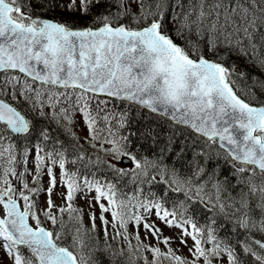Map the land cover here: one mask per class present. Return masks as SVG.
<instances>
[{"label": "snow or ice", "instance_id": "obj_1", "mask_svg": "<svg viewBox=\"0 0 264 264\" xmlns=\"http://www.w3.org/2000/svg\"><path fill=\"white\" fill-rule=\"evenodd\" d=\"M238 62L264 74V0H0V264H101L97 252L110 264H264V79ZM77 115L94 158L72 131ZM132 136L156 155L138 158ZM145 184L164 185L163 195L145 196ZM169 192L184 199L168 207ZM77 197L99 207L102 247L85 243L97 216L85 228ZM193 204L212 213L208 223L189 214ZM153 214L180 230L188 256ZM219 219L243 238H221Z\"/></svg>", "mask_w": 264, "mask_h": 264}, {"label": "trees", "instance_id": "obj_2", "mask_svg": "<svg viewBox=\"0 0 264 264\" xmlns=\"http://www.w3.org/2000/svg\"><path fill=\"white\" fill-rule=\"evenodd\" d=\"M33 11H34V14H41L42 13V9L38 8V7H35L33 8ZM47 17H51V18H59V19H70V20H74L75 17H68L66 15L62 16L59 12H50V13H47ZM81 24L84 23L83 20L80 21ZM169 28H171V25L169 24L168 25ZM238 66L241 67L242 69H245L247 70L250 74L252 73H255L256 75L260 76L261 79H264V74H261L260 73V70L259 69H255V68H249L247 65H245L243 62H238ZM248 83L251 84V78L249 76V79H248ZM253 91H256L258 95H260L258 89L256 88H253ZM261 98H264V97H261ZM113 105H109V107H112ZM115 108H116V111L119 112L121 111L122 109V106L119 104V103H116L115 104ZM142 126V125H141ZM128 131H136V126H133L132 128H130ZM123 134H127V132H124ZM68 137L66 136H63L61 135V139L62 140H67ZM130 140H131V144L129 146V149L130 151L134 152L138 158L140 157H148L149 159H152L157 151H158V148L157 147H150L149 146V143L147 142H144V141H141L138 139V137L136 136H132L130 137ZM17 151L18 152H22L23 151V148H24V142H21V141H17ZM30 147V150L32 149L31 146L29 145ZM84 147L86 149H88L89 151V154L93 155V158L94 156L97 154V153H93L90 146L87 145V144H84ZM178 147L177 146V150H178ZM98 154L106 159L105 155H103L102 152L98 151ZM107 160V159H106ZM166 163H168L169 165L173 164L174 163V160L172 158H169ZM177 168H180L181 165L179 163H176L175 165ZM215 164L213 163L212 165H210V167H214ZM18 167V170L19 171H22V169H19V167L21 166H17ZM122 168H126V169H132L134 168V164H132L131 166H124ZM105 171H107L105 169ZM231 172V169L228 167L227 164H225L223 162V160L220 161V179H223L225 176H229ZM28 177V176H27ZM107 179H113L112 175L111 174H108ZM232 179V183L234 184L235 183V179L234 178H231ZM132 180V177L131 176H127V177H124L123 180L121 181V187L123 188L124 192H132L134 191L136 185L132 184L130 181ZM32 183V181L30 182V184ZM164 185L160 184V185H143V189H144V195L145 196H148L149 195V192H152V193H155L157 196H160V195H163V192H164ZM229 191H231V189H229ZM235 193H233L234 195ZM166 199H168L169 203L166 205L168 207H171V201L172 200H183L184 199V196L183 194L181 193H173V192H169L168 193V196L166 197ZM190 215H193L197 220L198 222L201 224V225H204L206 223H208V218L212 215V213L210 212H206L203 207L199 204H193L191 209H190ZM68 218L67 216L65 215V221H67ZM223 224L224 227H220V225ZM69 228H72V227H75L76 225L74 224H69L68 225ZM83 226L85 228H88L90 229L91 228V225H89L86 221V219H84L83 217ZM216 227L219 229V236L221 238H225V239H228L231 243H235V241L237 240V236L235 234H231L229 232V229L231 227V225L227 224L225 221H223V219H219L217 221V225ZM242 237V236H241ZM97 239L99 240V244L100 246L102 247L105 243L104 241V236H103V231L100 230L98 227H97V230L95 233H88L87 235H85L84 237V240H85V243L89 246L91 245H95L96 242H97ZM240 239V238H239ZM108 243H111L113 245V247H116L118 246V242L117 241H114L112 240L111 238H109V241ZM133 244H135V241L133 240ZM85 251H87V249H85ZM237 251L239 252L240 249L239 247H237ZM96 256L97 258L99 259V261L101 262V264H110L106 254L104 253H100V252H97L96 253ZM149 258H151L150 254H149Z\"/></svg>", "mask_w": 264, "mask_h": 264}, {"label": "rangeland", "instance_id": "obj_3", "mask_svg": "<svg viewBox=\"0 0 264 264\" xmlns=\"http://www.w3.org/2000/svg\"><path fill=\"white\" fill-rule=\"evenodd\" d=\"M72 131H74L76 133V135L81 138L80 139V143L86 144V143H84L83 137L85 135H87V128H86L83 120L81 119V117L79 115H77L76 118H75V124H74V126L72 128ZM68 140H69V138H67L66 141H68ZM97 149H99V144H97ZM30 152H31V156L33 158L34 155H35L33 153L34 151H30ZM100 152H102V151H100ZM102 153H103V155H105L104 152H102ZM105 157H106L107 160H110L112 163H115L117 165V167H124V164L122 163V160L124 158L121 161L118 162V161L112 160L111 157H108L106 155H105ZM32 160L33 159L29 160V163H28L29 166H30V167H28L30 174H33L34 173V165L32 163ZM19 169H22V171L24 170L23 167H19ZM55 171L57 172V174L59 173V170L58 169H56ZM26 178H27V180L32 179V177H29V178L26 177ZM47 180H48V177H47V175H45L44 178H43V184H44L45 187L47 186ZM62 190H63L62 188H57V192L62 191ZM91 195L94 196L95 193L93 192ZM45 198H46L45 195L43 193H41V195L38 198L41 205H43V202H44ZM53 198L56 200V203L57 204H60L61 203V201L59 200L58 196L54 195ZM74 205L77 208L83 209V217H84V219H86L88 221V224L89 225H91V221L89 220V213L90 212H95V214L97 216V220H96L97 227L103 231V229H102V227L100 225V221H99L100 210H99V207L97 205H95V203H93V206L91 208H89L86 200L80 199L79 197H77V199L74 202ZM106 216H107V218L109 220H111V215L110 214L106 213ZM153 221H155V223L157 224V226L162 229L163 236H165V237L171 236V237L174 238L170 246L174 250L177 251V254L178 255H182V256H188V248L182 246L180 244V241L178 239H175V237L179 234V231L180 230L179 229H176V228H171L170 229L169 227H166L163 223H161L159 220L156 219V217H155L154 214L150 217L149 222H153ZM45 224L47 225V222H45ZM129 230L132 231L131 228ZM109 231L111 232V228H109ZM139 231H140V236L143 239L144 236H145V230L143 229V226L142 225H141ZM145 242L146 243L150 242L152 244H156L157 243V241H155L154 239H152L150 236H149V239L147 241H145ZM191 244H192V241H191L190 238H188V245L191 246ZM159 246L164 251H166L167 250V247H168V246H166V245H164L162 243L159 244ZM2 254L3 253L0 252V255H2ZM223 264H226V257L224 259Z\"/></svg>", "mask_w": 264, "mask_h": 264}, {"label": "bare ground", "instance_id": "obj_4", "mask_svg": "<svg viewBox=\"0 0 264 264\" xmlns=\"http://www.w3.org/2000/svg\"><path fill=\"white\" fill-rule=\"evenodd\" d=\"M239 238L242 239L243 237H237L236 239H239Z\"/></svg>", "mask_w": 264, "mask_h": 264}]
</instances>
